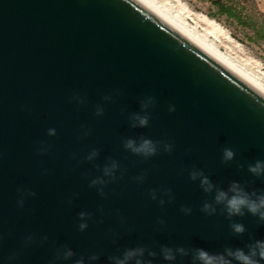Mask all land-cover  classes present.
<instances>
[{"label": "water", "instance_id": "95a60500", "mask_svg": "<svg viewBox=\"0 0 264 264\" xmlns=\"http://www.w3.org/2000/svg\"><path fill=\"white\" fill-rule=\"evenodd\" d=\"M262 106L136 0H0V264H113L135 247L151 264L247 254L264 219L229 215L216 196H264V170L249 171L264 165ZM143 140L154 154L125 147Z\"/></svg>", "mask_w": 264, "mask_h": 264}, {"label": "rangeland", "instance_id": "374dc122", "mask_svg": "<svg viewBox=\"0 0 264 264\" xmlns=\"http://www.w3.org/2000/svg\"><path fill=\"white\" fill-rule=\"evenodd\" d=\"M149 1L194 29L235 66L257 76L264 86V0ZM222 8L231 9L235 16L228 17Z\"/></svg>", "mask_w": 264, "mask_h": 264}, {"label": "clouds", "instance_id": "9594fccd", "mask_svg": "<svg viewBox=\"0 0 264 264\" xmlns=\"http://www.w3.org/2000/svg\"><path fill=\"white\" fill-rule=\"evenodd\" d=\"M259 110H264V106L259 108ZM138 122L141 126L146 124L147 120L145 117H140ZM54 130L50 129L49 134H53ZM126 148L130 149L133 153L144 155L145 157L154 154L155 147L149 140H143L139 145H135L132 141H128L125 145ZM95 155V153H93ZM233 153L229 150H226L224 156L226 159H230ZM91 158V157H89ZM116 168V164L113 163L110 167H106L104 169L105 176H111L113 170ZM262 170H264V165L260 162L254 167H251L249 171L253 173L259 174ZM104 181L97 178L91 181L92 185L103 184ZM202 184H207V180L204 179L201 181ZM209 187H211L209 185ZM232 191L231 197H228L226 193L219 192L216 196L217 202H225L226 210L229 215L241 214L242 208H247V210L252 214H258L261 219H264V196H260L255 200L249 198L248 194L242 192L238 186L233 185L230 189ZM208 209V206L205 205V210ZM81 218H83L84 214H80ZM86 227L85 223H81L79 225V229L83 230ZM233 230L236 233H240L243 231V226L236 224L233 225ZM177 253L183 254V249H176ZM145 253V249L143 247H135L126 249L120 257H113V264H151V260L143 259ZM73 255L71 249H65L62 253V258L67 260L71 258ZM155 254L153 252H148V256L152 257ZM161 256L164 261L171 262L175 259L173 252L169 248L161 249ZM230 257L237 261V264H258V261L254 259L255 257H259V259L264 260V240L256 241L253 246L249 248L248 253L246 254L243 250L237 249L235 251L226 250L225 254H210L209 252L197 249L194 254L195 264H231L230 259L226 258ZM14 256H9L8 261H12ZM90 259H95V257H91ZM74 264H83L82 260H76Z\"/></svg>", "mask_w": 264, "mask_h": 264}, {"label": "bare ground", "instance_id": "6f19581e", "mask_svg": "<svg viewBox=\"0 0 264 264\" xmlns=\"http://www.w3.org/2000/svg\"><path fill=\"white\" fill-rule=\"evenodd\" d=\"M136 1L141 5H143L145 8H147L158 18L163 20L165 23H167L172 29H174L176 32L181 34L188 41L196 45L207 55H209L218 63L229 69L231 72H233L235 75L240 77L248 85L256 89L264 96V86H262L261 83L258 82L256 78L257 76L255 77L254 75L253 77V75H250L248 74V72H244L242 69L235 66L226 56L218 52V50L212 44L208 43L203 36L195 32L194 29L187 26L180 19H176L175 17H170V15L167 14L168 12L166 13L165 11L161 10L163 7L158 8L156 5L153 4V2H150L149 0H136ZM208 23L211 26H213V28L219 30L218 25L213 23V21H208Z\"/></svg>", "mask_w": 264, "mask_h": 264}, {"label": "trees", "instance_id": "16d2710c", "mask_svg": "<svg viewBox=\"0 0 264 264\" xmlns=\"http://www.w3.org/2000/svg\"><path fill=\"white\" fill-rule=\"evenodd\" d=\"M222 12L227 14L228 17H234L235 16L234 13L229 8H222Z\"/></svg>", "mask_w": 264, "mask_h": 264}]
</instances>
